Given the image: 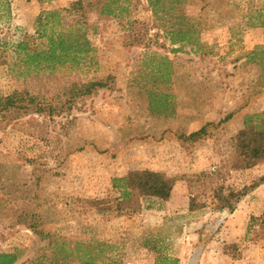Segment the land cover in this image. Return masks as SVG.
<instances>
[{"label": "rangeland", "instance_id": "rangeland-1", "mask_svg": "<svg viewBox=\"0 0 264 264\" xmlns=\"http://www.w3.org/2000/svg\"><path fill=\"white\" fill-rule=\"evenodd\" d=\"M111 2L0 0V93L57 111L0 118V255L264 264V162L236 168L231 143L264 113V0ZM75 4L93 51L66 79L27 77L17 45L43 11ZM90 82L104 87L86 95ZM140 171L173 179L170 198L127 189ZM231 193L244 194L233 211Z\"/></svg>", "mask_w": 264, "mask_h": 264}, {"label": "trees", "instance_id": "trees-1", "mask_svg": "<svg viewBox=\"0 0 264 264\" xmlns=\"http://www.w3.org/2000/svg\"><path fill=\"white\" fill-rule=\"evenodd\" d=\"M120 1V0H117ZM116 0L111 2L117 4ZM153 4L152 6H154ZM122 11L124 8L118 7ZM80 5L71 6V10L60 9L43 11L35 22L36 37L25 38L16 47V55L20 66L27 69V77L31 78V73H35L33 78L43 74H48L57 79H66L72 76L70 71H75L81 65L82 57L90 53L92 46L85 34L77 27V24L68 21L67 13L79 10ZM109 9V8H108ZM109 14L116 12L108 10ZM183 41V40H182ZM173 43L178 41L172 40ZM102 82H90L85 84L84 94H91L96 88H103ZM29 91L14 92L10 95L0 93V118L8 117L16 120L21 116L31 113L42 115L50 112L51 116L56 115V109L49 106L46 110L44 106L35 102V97L29 95ZM71 109V108H69ZM15 114V115H14ZM14 115V116H13ZM8 118V119H9ZM203 130L192 134L198 136ZM231 143L238 156L236 168L250 169L264 162V113L257 121L247 122L246 127L241 130ZM125 186L134 195L142 197H154L160 200H168L174 186V180L163 174L151 171H140L130 173L125 178ZM264 181V178L263 180ZM244 194L235 196L234 193L223 198V208L233 211L237 199ZM239 197V198H237ZM236 199L233 200V199ZM235 201V202H234ZM131 200H126L120 206L126 208ZM98 247H109L107 244L98 243ZM15 258L9 255H0V264H14ZM85 264H95L94 258H89Z\"/></svg>", "mask_w": 264, "mask_h": 264}]
</instances>
